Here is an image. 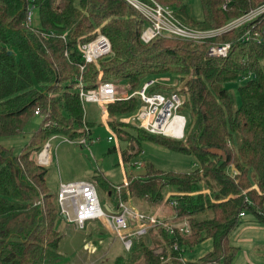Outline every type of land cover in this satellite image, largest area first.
Here are the masks:
<instances>
[{
  "label": "trees",
  "instance_id": "16d2710c",
  "mask_svg": "<svg viewBox=\"0 0 264 264\" xmlns=\"http://www.w3.org/2000/svg\"><path fill=\"white\" fill-rule=\"evenodd\" d=\"M154 1L169 7L181 24L202 30L220 28L264 5V0H199L202 18L196 20L182 0ZM30 4L38 10L35 27L24 24ZM146 25L124 0H0V141L23 135L34 111L41 113L19 150L0 143V264H69L60 253L56 194L48 191L47 169L37 155L54 135L89 138L79 82L86 89L98 82H125L132 92L143 81L177 75L182 84L177 90L185 96L181 110L192 115L184 138L174 140L115 121L136 109L135 98L107 104V124L129 142L121 153L123 163L140 153L144 140L193 155L197 163L190 172L147 164L144 173L126 176L117 186L100 172L93 175L113 207L120 201L155 207L164 200V188H172L167 201L189 226L186 235L160 225L146 228L113 264H233L238 249L230 235L241 219L250 215L264 224V11L199 44L166 36L143 43ZM49 32L53 35H43ZM246 32L248 40L241 41ZM98 34L109 40L111 54L80 72V47ZM224 43L230 44L224 58L207 54L211 45ZM242 79L236 104L226 84ZM174 88L157 84L151 90ZM232 169L237 171L233 177ZM208 181L217 190L196 193L201 183L208 189ZM206 239L212 242L210 252L194 261L183 259L187 248Z\"/></svg>",
  "mask_w": 264,
  "mask_h": 264
},
{
  "label": "rangeland",
  "instance_id": "374dc122",
  "mask_svg": "<svg viewBox=\"0 0 264 264\" xmlns=\"http://www.w3.org/2000/svg\"><path fill=\"white\" fill-rule=\"evenodd\" d=\"M182 1L187 5L193 18L201 20L202 12L199 0ZM33 25L38 26L37 9L33 13ZM155 80L164 83L169 88L175 86L174 89H180L182 87L177 75H169L165 78L156 77ZM244 82L245 80L242 79L226 84V88L233 93L236 104H239L236 88ZM115 86L118 96L131 93L125 82L116 83ZM155 90L159 91V89ZM82 108L84 120L91 123L88 145L69 143L64 140L63 136H57L49 142L51 147L47 153L48 162L43 166L47 169L45 178L50 193H57L59 183L93 180V175L99 172L110 184L117 186L125 181L126 176H137L144 173L147 164H151L158 170L178 172H190L197 167L193 155L170 150L149 140L142 141L140 153L132 156L127 163H123L121 153L129 149V142L121 140L115 134L107 124L108 116H103L100 113V106L94 103H84ZM136 114V111H133L115 116L114 119L116 122L131 125V119ZM180 114L185 117V133H187L192 123L191 112L182 109ZM38 123L39 117L33 116L27 123L23 135L2 138L0 143L19 150L27 142ZM110 149L113 151L109 152ZM250 181L254 185L253 179ZM95 186L100 204L104 207L106 202L110 203V201L107 200L105 190L97 181H95ZM207 186L208 189L201 183L198 190L196 189V193L211 195L212 191L217 190L216 184L212 181H208ZM173 193L175 192L172 188L165 187L163 190L164 200ZM127 203L138 210H145L137 206L138 203L132 201ZM152 210L162 221L170 220L175 215L169 206L166 209L158 206ZM59 220L58 230L63 235L60 253L68 258L69 264H113L116 257L126 252L105 220L89 222L83 229L77 228L76 225L66 221L63 217ZM230 244L238 249L233 264H264V224L256 222L252 216L246 215L241 219V223L230 235ZM211 249L212 242L210 239H206L187 248L183 259L188 262L197 260L210 252Z\"/></svg>",
  "mask_w": 264,
  "mask_h": 264
},
{
  "label": "built area",
  "instance_id": "2783aa9c",
  "mask_svg": "<svg viewBox=\"0 0 264 264\" xmlns=\"http://www.w3.org/2000/svg\"><path fill=\"white\" fill-rule=\"evenodd\" d=\"M124 1L138 11L147 22V25L140 34V40L143 43H148L155 36H166L192 41L197 44L203 43L206 40L215 38L236 28L243 22L264 11V5H262L238 19L227 22L220 28L202 30L181 24L173 17L169 7L161 6L154 0ZM35 9L34 5H29L24 22L27 27H35L33 25V13ZM43 35L49 37L53 33L49 32ZM249 35L250 33L246 32L241 41L248 40ZM255 35L258 36L257 33ZM80 49L84 62L79 66L80 72L84 70L86 64L95 63L98 59L111 54L110 42L103 34H98L89 42L82 44ZM229 49L230 44L228 43L213 44L208 48L207 54L212 57L224 58ZM157 84L164 83H159L155 79L143 81L137 90L121 96H118L116 86L112 82H98L94 88L87 89L79 82L77 90L81 104H97L100 106V113L102 115L106 114L105 110L108 103L135 98L138 104L134 111L137 114L131 119V125L151 135L181 140L184 138L186 128L185 117L180 114L185 96L177 89L168 92L151 90ZM34 114L37 116L41 113L36 109ZM55 138H57L56 135L48 138L43 149L38 153L37 162L40 165H45L48 162L47 153L51 147L49 142ZM64 140L83 146L88 145V139L86 138L71 140L64 137ZM236 173L237 171L232 169L231 176L233 177ZM56 201L60 216L76 225L79 229H83L88 222L105 220L109 223L110 229L115 234V237L119 239L125 251L131 248L134 239H138L144 234L146 228L154 227L155 225H160L169 230V232H172L173 229H178L182 234H189L188 222L185 219L180 220L176 218V215H173L170 220L162 221L157 218L150 207L145 208L144 211L134 210L124 201H120L117 207H113L111 204H106L102 207L99 202L95 182L92 179L59 183ZM166 205L171 208L174 203L168 202L166 199L158 206L165 209ZM240 215L243 216V214ZM135 224L141 225L137 229H132Z\"/></svg>",
  "mask_w": 264,
  "mask_h": 264
},
{
  "label": "crops",
  "instance_id": "0c3cea01",
  "mask_svg": "<svg viewBox=\"0 0 264 264\" xmlns=\"http://www.w3.org/2000/svg\"><path fill=\"white\" fill-rule=\"evenodd\" d=\"M174 84V83H173ZM172 85V84H171ZM106 115V114H105ZM105 115H103V116H105ZM100 202V201H99ZM106 204H110L109 202H106ZM105 204V205H106ZM104 205V206H105ZM137 206H139L140 208H142V209H145V208H149V207H147L146 205H143V204H141V203H138V205ZM156 207H158V206H155V207H150L151 209H154V208H156ZM166 207H167V205H166ZM166 207H165V209H166ZM130 208H132V209H135V210H138L137 208H135L134 206L133 207H131L130 206ZM91 222H94V221H91ZM98 222H100V221H98ZM89 223V222H88Z\"/></svg>",
  "mask_w": 264,
  "mask_h": 264
},
{
  "label": "bare ground",
  "instance_id": "6f19581e",
  "mask_svg": "<svg viewBox=\"0 0 264 264\" xmlns=\"http://www.w3.org/2000/svg\"><path fill=\"white\" fill-rule=\"evenodd\" d=\"M135 210V209H134Z\"/></svg>",
  "mask_w": 264,
  "mask_h": 264
}]
</instances>
